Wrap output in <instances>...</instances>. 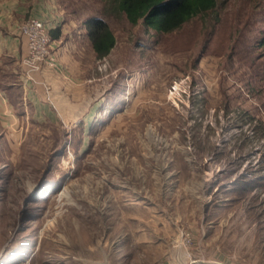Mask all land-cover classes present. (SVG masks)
<instances>
[{
    "label": "rangeland",
    "instance_id": "1",
    "mask_svg": "<svg viewBox=\"0 0 264 264\" xmlns=\"http://www.w3.org/2000/svg\"><path fill=\"white\" fill-rule=\"evenodd\" d=\"M55 1L67 68L0 127V264H264V0L168 34ZM91 17L116 36L103 59ZM10 62L1 85L22 82Z\"/></svg>",
    "mask_w": 264,
    "mask_h": 264
},
{
    "label": "crops",
    "instance_id": "2",
    "mask_svg": "<svg viewBox=\"0 0 264 264\" xmlns=\"http://www.w3.org/2000/svg\"><path fill=\"white\" fill-rule=\"evenodd\" d=\"M31 17L45 21L50 29L60 28L63 34L67 33L64 28L63 14L57 7L55 0H0V71L8 64L6 63L7 61H11L10 63H13L15 71L20 72L22 75L21 60L28 52V45L26 38L18 32L17 26L25 19ZM54 40L55 44L59 42L58 39ZM64 48L66 47L64 46ZM55 54L57 65L54 71L58 74L64 73L62 67L64 68L66 65L61 63L63 61L59 59L57 50H55ZM45 69L37 77L40 81L47 83L46 79L48 78ZM48 75H51L52 78L55 76L53 71L49 72ZM21 80L22 82L20 83H3L2 85V82H0V88L7 99V107L15 115L14 119L11 115H4L6 105L0 99V127L3 128L7 136L11 137H14L13 133L21 123V118L18 116L12 99L14 92H20L21 99L24 102L41 107L38 113H40L45 101V91L42 85L26 84L23 76ZM51 87L52 89L54 88V86Z\"/></svg>",
    "mask_w": 264,
    "mask_h": 264
},
{
    "label": "trees",
    "instance_id": "3",
    "mask_svg": "<svg viewBox=\"0 0 264 264\" xmlns=\"http://www.w3.org/2000/svg\"><path fill=\"white\" fill-rule=\"evenodd\" d=\"M113 13L124 14L128 22H140L156 33L168 34L180 29L191 19L214 11L219 0H104ZM92 49L98 59L108 56L116 45V36L102 17L85 22ZM58 28L52 29L53 39L59 38Z\"/></svg>",
    "mask_w": 264,
    "mask_h": 264
},
{
    "label": "built area",
    "instance_id": "4",
    "mask_svg": "<svg viewBox=\"0 0 264 264\" xmlns=\"http://www.w3.org/2000/svg\"><path fill=\"white\" fill-rule=\"evenodd\" d=\"M18 32L26 38L28 52L21 60L22 76L27 84H40L44 91H49L45 82L40 81L37 77L45 68H54L57 65V57L55 54V40L50 35V28L47 23L38 18H27L17 26ZM0 99L5 103L6 109L4 115H11L13 119L15 115L10 112L7 107V99L4 92L0 88ZM190 242V239L186 237ZM198 261H192L195 264Z\"/></svg>",
    "mask_w": 264,
    "mask_h": 264
},
{
    "label": "bare ground",
    "instance_id": "5",
    "mask_svg": "<svg viewBox=\"0 0 264 264\" xmlns=\"http://www.w3.org/2000/svg\"><path fill=\"white\" fill-rule=\"evenodd\" d=\"M205 261V260H204ZM197 263L199 264H203V261H198ZM209 264H223V263H220V262H208Z\"/></svg>",
    "mask_w": 264,
    "mask_h": 264
},
{
    "label": "water",
    "instance_id": "6",
    "mask_svg": "<svg viewBox=\"0 0 264 264\" xmlns=\"http://www.w3.org/2000/svg\"><path fill=\"white\" fill-rule=\"evenodd\" d=\"M206 264H208V263H206Z\"/></svg>",
    "mask_w": 264,
    "mask_h": 264
}]
</instances>
